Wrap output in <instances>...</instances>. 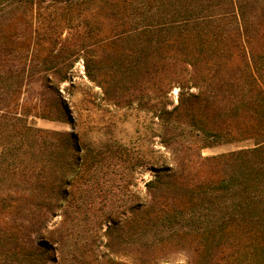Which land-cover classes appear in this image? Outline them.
<instances>
[{"label":"trees","instance_id":"obj_1","mask_svg":"<svg viewBox=\"0 0 264 264\" xmlns=\"http://www.w3.org/2000/svg\"><path fill=\"white\" fill-rule=\"evenodd\" d=\"M79 61L106 105L155 118L168 162L69 258L70 214L112 145L33 120L73 123L60 87ZM181 255L264 264V0H0V264Z\"/></svg>","mask_w":264,"mask_h":264},{"label":"rangeland","instance_id":"obj_2","mask_svg":"<svg viewBox=\"0 0 264 264\" xmlns=\"http://www.w3.org/2000/svg\"><path fill=\"white\" fill-rule=\"evenodd\" d=\"M178 92L175 88L171 93L174 105ZM60 93L71 111L73 123L34 119V124L39 128L74 132L81 146L99 147L107 141L112 145V157L106 155L101 166L89 176L90 184L78 194L77 208L70 214L68 225L74 229V240L78 243L75 246L72 242L67 244V255L71 258L72 250L83 245L86 228H106L116 222L111 218V211L121 217L128 215L129 191L144 190L145 183L165 164L163 161H168L153 129L155 118L134 108L118 110L106 105L102 91L85 76L82 61L61 85ZM251 146V142H241L204 149L202 153L204 156L217 155ZM61 219L58 216L54 222L59 223ZM183 257L181 255V264Z\"/></svg>","mask_w":264,"mask_h":264}]
</instances>
